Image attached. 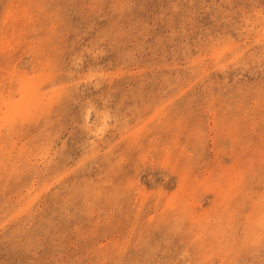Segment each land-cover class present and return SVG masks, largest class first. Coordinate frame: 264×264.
Returning <instances> with one entry per match:
<instances>
[{
  "label": "rangeland",
  "instance_id": "obj_1",
  "mask_svg": "<svg viewBox=\"0 0 264 264\" xmlns=\"http://www.w3.org/2000/svg\"><path fill=\"white\" fill-rule=\"evenodd\" d=\"M0 264H264V0H0Z\"/></svg>",
  "mask_w": 264,
  "mask_h": 264
}]
</instances>
